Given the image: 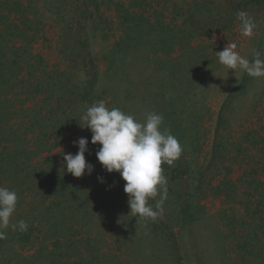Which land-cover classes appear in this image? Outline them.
I'll return each mask as SVG.
<instances>
[{"label": "rangeland", "instance_id": "1", "mask_svg": "<svg viewBox=\"0 0 264 264\" xmlns=\"http://www.w3.org/2000/svg\"><path fill=\"white\" fill-rule=\"evenodd\" d=\"M218 1L206 0L212 8L203 9L204 5L203 8L194 6L202 0H27L23 4H29L31 9L26 15L10 14L8 23L14 21L21 29L20 20L34 22L31 29H27L30 34L34 32L32 41L27 43L32 55L42 60L35 75L38 80L43 75L47 79L53 77L55 82L59 79L62 93L58 84L56 90L60 88V91L54 94L56 100L48 101L47 111L40 110L48 96L47 87L40 89L42 93H35L32 87L16 88L15 94L5 93L0 98L5 106L11 102L13 113L21 112L10 119L8 125L0 124V129L3 128L0 153L4 157L16 156L18 164L25 168L23 172L28 170L29 176L21 185L13 181L22 175L21 171L13 175L5 171L0 177L3 179L0 187L15 191L18 197L11 223L22 219L28 224L25 232L4 230L5 238L0 239V264H264V146L260 145L261 137L264 138V77L253 78L238 70H228L219 63L217 56L228 44L235 43L236 51L252 61L254 53L263 47L260 38L264 20L258 14L254 35L245 37L241 35L237 13H231L236 3L244 0ZM245 1L240 11L250 16L255 6L252 0ZM116 4L129 13L143 16L149 23L157 21L169 28L184 25L183 22L194 18L201 19L204 25L208 18L220 17L224 10L218 4H223L232 16L226 14L235 20L229 29L218 33L207 31L209 24L204 25V29L194 25L197 27L195 35L187 41L190 52L185 54L188 50L182 44L170 53L169 58L175 59L182 51L184 57L189 56V65L194 66L198 61L204 73L200 74L203 83L197 90L199 119L193 129L189 119L179 121L184 122L183 128L177 126L183 130L180 133L183 138L179 141L183 152L174 166L162 165L167 178L175 175L174 169H178L179 177L167 180L163 213L155 221L132 216L128 195L123 190L125 181L118 172L108 173L103 169L96 158L100 145H93L90 130L80 126L84 124L80 119L82 113L98 101H104L109 109L119 108L139 118L140 122L146 113L159 109L156 106L160 105V99L155 100V106L151 99L159 91L154 78L158 76L161 84V72L165 71L164 65H157L164 60L162 53L144 55L141 67L130 69L137 72V76L128 78L137 86L131 102L125 93L118 92L114 97L113 90L109 95L103 92L108 90L103 85L107 70L103 56L122 32ZM100 35L108 38L101 40ZM21 45L24 43L19 39L15 41L16 47ZM93 71L98 77L93 78ZM64 72L75 74L79 80L60 79L58 76ZM86 77L95 81L93 84L87 80L92 86L86 83L81 93L82 84L78 81ZM143 80L139 89L137 83ZM183 81L188 82L187 79ZM241 84L248 86L247 91L238 89ZM190 93L188 89L186 96L190 97ZM141 95H145L146 102L152 103L140 113L133 112L131 106L135 103L140 108L147 105L144 106ZM163 108H160L162 112ZM36 111L43 117L38 119ZM62 116L63 120L66 116L71 118L53 129V121ZM182 116L187 117L188 113ZM31 117L40 123L27 133ZM219 117L226 121V127H218ZM184 129H189L190 133L187 135ZM13 132L18 137L11 142L9 133ZM174 136L177 138V134ZM79 138L89 141L84 155L86 163L93 165V171L76 178L66 171L63 157L77 153L78 146L73 142ZM239 147L244 151L237 152ZM32 171L38 174L35 181L30 177ZM57 187L69 192L67 211L63 214L53 213L48 205L49 199L56 197ZM42 195L48 198L44 200ZM159 200L160 195L148 203L155 208ZM187 201L190 202L189 211L201 212L196 222L201 226H195L201 244L190 245L192 236L185 232L191 229L190 225L186 228L181 221L184 220L182 215L188 218L182 207ZM47 210L51 213L47 214ZM180 211L183 213L179 214ZM76 217L79 219L76 223L68 221ZM63 224H69L72 231H76L74 239L83 243L77 252L75 248L71 251L64 247L68 244L65 240L68 232L62 228ZM76 234L81 239L76 238ZM183 238L188 242L186 246H183ZM238 243L245 249H238ZM165 246L166 252L163 251ZM163 254H166V261L161 260ZM151 257L152 263L148 261Z\"/></svg>", "mask_w": 264, "mask_h": 264}, {"label": "trees", "instance_id": "2", "mask_svg": "<svg viewBox=\"0 0 264 264\" xmlns=\"http://www.w3.org/2000/svg\"><path fill=\"white\" fill-rule=\"evenodd\" d=\"M23 1L27 0H0V98L3 94L7 93H12L15 94V89H23V87H32L35 91V93H42L40 89L47 87L48 91V96H46L45 100L42 102L43 107L40 108V110L43 109H49L50 107L48 106V101H51L52 99H55V92L60 91L61 88V93H62V87L61 84L62 82L59 81V79L56 80L52 78H45V76H41V80H38L39 78L36 77L35 72L40 68V65L42 63V60L38 56L32 55L31 48L28 47L29 41H32V35L34 32L28 31L27 29H31V26L34 24L31 23L27 19H22L20 20V23H22L23 28L21 29L20 26L14 23V21H10L8 23V19L10 14H16L19 16H24L26 15L27 11L31 9L30 5L25 6L23 4ZM206 0H202L200 4H194V6L198 5L203 9H210L212 6L208 3L205 2ZM245 1V0H244ZM238 1L233 7V11L231 13H237L240 11V9L243 7L242 4L246 3V1ZM220 0L218 1V3ZM205 3V4H204ZM252 5L255 6L254 10L252 11V14L250 17H253V20H257V17L260 14L261 19L264 20V0H252L251 2ZM219 8H223L224 11L221 12L220 17H215V18H208V20L202 23L204 25L209 24V28H206L207 31L212 32V33H218V32H223L226 29H229L232 24L235 23V20H232L229 18L232 15H230L227 10L224 9L223 4L220 5L218 4ZM116 10L120 12V26H121V34L116 42L112 45L111 49H109L103 56L104 60L107 63V70L104 75V87L108 88V90H104L103 92H106V94L109 95L108 92H112V96L115 97V94H118V92L125 93V95H129L128 98L130 100L128 102H131L133 100V95L132 93L137 91V86L134 83V81H129L128 78L131 77V75L137 76V72L135 73L134 71L132 72L130 69L132 67H136V69L140 68L142 65V62H144V55L148 57L149 53H152L154 55L162 53L164 55V60L158 61L157 65H164V72H161V84L159 83V78L156 76L154 79V82L157 84L156 88L159 90L156 94L153 95V105L154 102L156 103L155 100L159 101L157 98L160 99V105H157L156 108L158 110H155L158 114H162L164 117L163 124H165L163 128H170L171 134H177V139L178 141L182 140V136L180 133L183 131L181 129H178V127L183 128L184 122H179L180 120L189 119L191 121V126L190 128L193 129L195 126V121L199 119L198 115L199 113L197 112V98L199 96L197 95V90H198V85H201L203 81L201 80V75L202 73V67L200 68L198 66V61L194 63V66L189 65V56L184 57L183 52L181 51L179 55L174 59L169 58L170 53H173L176 47H180V45L184 44V48L188 50V40L193 38L195 35V28L193 27L194 25H198L199 28H205L204 25H201L200 20L201 19H191V21H185L183 22L184 25H177L175 28H169L165 24L161 22L155 21L154 23H149L148 19L144 18L141 15H136L134 13H129L128 10H124L121 6L115 5ZM3 12V13H2ZM229 15H227V14ZM6 14V15H4ZM234 14V15H235ZM233 15V16H234ZM235 17V16H234ZM189 23H192L189 24ZM263 29L261 38H260V44L263 46L259 52L261 53V57L264 59V27ZM108 36L106 35H100L101 40H106ZM20 40L24 45H21L19 47L15 46V41ZM84 41H87V38H83ZM29 42V43H27ZM190 52L189 50L184 52L185 54ZM149 61V60H148ZM161 66V67H162ZM140 73V72H139ZM176 74H181L179 77H176ZM93 78L98 77L96 76V72L93 71ZM60 79L64 78L67 81V78H72L75 79L76 76L75 74L71 73L68 74V72H64L61 76H58ZM79 80V78H76ZM187 79L188 82L184 83L183 80ZM82 79L81 81H78V83L81 85L82 84V90L81 93L84 90V85L88 83L89 86H92L89 82H93L95 80H88ZM59 81V82H58ZM144 83V80L137 85H139V89L142 88ZM245 83L247 84V81L245 79ZM60 85L58 90H56L57 85ZM238 89L247 91L248 86L241 84ZM94 88V87H93ZM156 88H154L156 90ZM179 91H178V89ZM174 89V90H173ZM191 90L190 97L186 96L187 91ZM93 90V89H92ZM173 90L172 92H169ZM21 93V91L19 90ZM175 92H178L176 94ZM152 94L154 92H151ZM145 96V95H144ZM144 96L141 95V98L144 100ZM192 96L194 97L192 99ZM196 99V100H195ZM144 100V106L147 104L145 107L141 108L137 103H135L133 106H138V108H133L131 106V110L133 112H138L140 113L142 108H146L149 106V103L151 102H146ZM151 102V103H152ZM11 103V102H10ZM10 103L8 106H5L4 103L0 99V124L1 123H6L8 125L10 119L12 120L15 116L17 117L21 112L13 113L10 107ZM152 106V105H150ZM155 106V105H154ZM163 108L160 110V108ZM22 111V110H21ZM182 113H188L187 117L182 116ZM37 118L39 119L41 116L40 111H36ZM83 115V113H82ZM2 118H4L2 120ZM70 116H66L63 120V116L59 119H55L52 123V127L54 129V126L57 127L60 125L62 122H66L68 119H70ZM78 118V117H76ZM36 118L30 119L28 121L29 125V130L28 132L34 131L40 123V121ZM81 119V117H80ZM137 120L141 121L139 118H136ZM142 122L145 119V116L142 118ZM23 122V121H22ZM228 122V120H227ZM30 123V124H29ZM68 124V122H67ZM183 124V126H181ZM218 127L219 126H225L226 121L223 120L221 117L218 118L217 121ZM178 126V127H177ZM226 127V126H225ZM0 129V131H2ZM43 131V130H42ZM184 132L188 135V132L190 133V130L184 129ZM1 133V132H0ZM9 137L12 138L11 142L16 141L18 137L17 135L15 136V133H9ZM41 135V134H40ZM42 136L45 138L46 135L42 134ZM264 137V136H263ZM5 138V137H4ZM248 138H246L247 140ZM4 142H8L6 139L3 140ZM182 143V142H181ZM259 143V142H258ZM257 143V145H258ZM264 146V138L261 137V142L260 145ZM240 147L237 152H243ZM246 152V150H245ZM14 157V158H11ZM16 156H6L2 153H0V177L2 174H4L5 171L9 172L10 175H13L14 173L19 174V171L22 172V175H19L15 180L17 181L19 185L27 181L28 179V173L25 170L23 172L24 167L22 168L17 160L15 159ZM175 170V175L172 176L171 179L167 178L168 181H174L176 180V177H179L177 175L178 169ZM33 173V175H32ZM30 174V177L32 178L33 181L37 179V175L35 171ZM177 173V174H176ZM36 174V175H35ZM164 174V173H163ZM165 175V174H164ZM3 179L0 180V185L2 183ZM168 189V187H167ZM170 190V189H169ZM57 193L56 197H52V199H49V209H52L53 213H61L63 214L67 210L65 209L66 203L69 201L70 197L68 196L69 192H66L65 188H59L57 187ZM21 192H24L22 190ZM39 192V191H38ZM36 194V192H35ZM70 196L73 195V193L69 194ZM50 196V195H49ZM227 196V194H226ZM42 198L45 200L46 196L42 195ZM51 206V207H50ZM185 214L188 216L186 218L185 216L182 215L184 220H181L183 225L187 229L185 232L188 231V235L192 236V241L190 242V245L192 244H198L202 243L201 236L198 233V230H196L197 226L199 227L200 224L196 223L197 219L199 218L201 212L199 210H192L189 211L190 207V202L187 201L182 205ZM59 212H57L58 210ZM46 210V209H45ZM191 210V209H190ZM51 213V210H47V214ZM183 212H179L181 214ZM86 216L81 218L83 221ZM69 222L71 223H76L79 219L76 218H68ZM72 224V225H73ZM201 226V225H200ZM62 228L65 229L68 232V236L65 238L66 241H68V244L72 245H65L64 247L66 249H70L72 251L73 248H75V252L79 250L81 246H83V243L80 244L79 241L74 239V234L76 231H72L71 226L68 224H63ZM71 228V229H70ZM61 229V228H59ZM62 230V229H61ZM63 231V230H62ZM264 232V231H263ZM76 238L81 239L78 234L75 235ZM258 235L255 234V239L257 240ZM26 239V238H25ZM29 240V239H28ZM28 240H26V243H29ZM185 238H183V241ZM65 241V242H66ZM182 243L184 244L183 246H186V242L184 241ZM260 241V240H259ZM32 243V242H31ZM258 243V242H257ZM33 244V243H32ZM188 244V242H187ZM74 245V246H73ZM246 245V244H245ZM236 247L240 249L241 251L245 249L244 247H241L240 244H236ZM262 247V245H260ZM85 250V246L83 247ZM139 249V248H138ZM186 250V248H183ZM41 251V250H40ZM163 251H167V248L163 247ZM187 251V250H186ZM143 253H146L145 250L142 251ZM246 253V250L245 252ZM252 254V252H250ZM18 255L14 254V258L18 259ZM188 257V256H187ZM162 259L167 260L166 254L162 255ZM147 261V260H146ZM149 262L152 263L153 258H149Z\"/></svg>", "mask_w": 264, "mask_h": 264}, {"label": "clouds", "instance_id": "3", "mask_svg": "<svg viewBox=\"0 0 264 264\" xmlns=\"http://www.w3.org/2000/svg\"><path fill=\"white\" fill-rule=\"evenodd\" d=\"M237 20L241 35L251 38L256 24L245 11H238ZM237 44H228L217 52L219 63L228 70H238L253 78L264 77V59L256 51L254 59L249 61L236 51ZM83 126L91 132V143L99 144L96 151L97 161L108 172H118L125 181L124 192L128 195V205L134 217L155 221L163 213V200L167 196V178L163 174V164L172 167L183 147L170 129L163 128L162 114L148 112L143 122L119 108H107L104 101H98L87 108L81 116ZM78 146L75 155H64L66 171L80 178L91 174L93 165L86 163L85 152L89 141L79 138L73 142ZM101 182H103L101 180ZM160 195L155 208L148 201ZM17 193L6 187H0V239L5 238L6 229L21 232L28 230L24 220L11 223V217L17 207Z\"/></svg>", "mask_w": 264, "mask_h": 264}]
</instances>
